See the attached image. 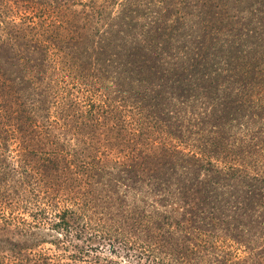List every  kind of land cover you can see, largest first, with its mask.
I'll use <instances>...</instances> for the list:
<instances>
[{
  "label": "trees",
  "instance_id": "1",
  "mask_svg": "<svg viewBox=\"0 0 264 264\" xmlns=\"http://www.w3.org/2000/svg\"><path fill=\"white\" fill-rule=\"evenodd\" d=\"M0 264H264V0H0Z\"/></svg>",
  "mask_w": 264,
  "mask_h": 264
},
{
  "label": "rangeland",
  "instance_id": "2",
  "mask_svg": "<svg viewBox=\"0 0 264 264\" xmlns=\"http://www.w3.org/2000/svg\"><path fill=\"white\" fill-rule=\"evenodd\" d=\"M71 82V80H69ZM82 87L80 86L79 88H74L75 90H78V89H81ZM94 88L97 89V86H95ZM100 90V89H98ZM167 145L169 146H175L177 147L179 150H184L185 153H188V152H191V151H196L194 148H191V147H187L185 146L184 144H181V143H178L177 141H174V140H169V141H166Z\"/></svg>",
  "mask_w": 264,
  "mask_h": 264
}]
</instances>
